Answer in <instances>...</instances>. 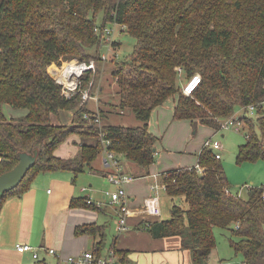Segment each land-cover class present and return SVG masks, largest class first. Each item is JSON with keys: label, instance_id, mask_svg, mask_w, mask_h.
I'll return each mask as SVG.
<instances>
[{"label": "trees", "instance_id": "16d2710c", "mask_svg": "<svg viewBox=\"0 0 264 264\" xmlns=\"http://www.w3.org/2000/svg\"><path fill=\"white\" fill-rule=\"evenodd\" d=\"M106 21L120 24V32L134 39L126 59H112L111 74L118 106L132 110L138 124L105 122L102 107L88 108L79 92L62 95L61 84L47 70L72 56L102 62ZM177 66L187 77L200 74L191 94L179 90ZM92 73L81 78L82 87ZM169 96L176 97L173 117L189 119L194 127L221 129L222 118L239 107L230 116L247 130L238 159L264 160V0H0V173L18 162L21 151L38 150L19 184L0 192V207L7 196L25 191L40 171L76 174L89 168L103 150L101 131L120 162L123 156L148 173L157 140L148 129L150 115ZM4 104L26 112L7 117ZM60 110L72 111L70 123L52 121ZM96 115L101 125L94 122ZM71 133L80 136L77 155H55ZM220 158L202 145L195 165L165 169L170 217L141 224L155 237L179 236L193 264H209L216 226L233 236L232 247L243 255L239 264H264V188L250 187L246 196L233 192ZM80 199L72 203L92 205ZM104 229L94 222L76 228L97 236L96 256L104 252ZM112 248L124 264V253Z\"/></svg>", "mask_w": 264, "mask_h": 264}, {"label": "crops", "instance_id": "0c3cea01", "mask_svg": "<svg viewBox=\"0 0 264 264\" xmlns=\"http://www.w3.org/2000/svg\"><path fill=\"white\" fill-rule=\"evenodd\" d=\"M89 100L90 106L86 101L88 108L96 110L102 107L99 102ZM167 101L168 104L164 101L153 108L150 115L148 129L157 140L156 158L149 172L144 174L140 167L121 156L123 170L134 176L126 185L131 210L127 231L117 232L116 206L110 202L109 196L106 199V191L114 186L104 180L109 166L102 150L91 161L89 168L76 174L67 169L40 171L32 177L25 191L5 198L0 207V264H67L68 256L94 248L97 236L76 231L79 225L93 222L105 227L104 251L110 247L119 249L125 255L124 264H193L189 250L181 247L179 236L155 237L141 224L142 220L163 219L161 201L166 191L162 172L171 167L195 165L197 153L205 140L201 137L190 143L188 131L193 123L189 119L173 117L176 97ZM124 111L121 108L118 112V115L125 116L124 121L136 117L134 113L125 114ZM4 112L7 117H17L26 111L4 104ZM106 113V116L116 115L110 111ZM70 114L71 118L72 112ZM61 115L52 114V121L63 123ZM138 123L128 124L122 120L119 124ZM203 126H206L203 129L209 136L217 131ZM79 142L80 136L71 133L55 148L54 154L64 158L74 157L80 150ZM153 183L158 185L156 190L150 187ZM154 193L159 196V215L147 214L143 210L144 198ZM80 198L86 201L89 198L91 202H87L92 205L72 203L73 200L82 202ZM17 242L33 245L38 249L39 257L34 258L30 251H17ZM50 247L54 248V253L47 251Z\"/></svg>", "mask_w": 264, "mask_h": 264}, {"label": "rangeland", "instance_id": "374dc122", "mask_svg": "<svg viewBox=\"0 0 264 264\" xmlns=\"http://www.w3.org/2000/svg\"><path fill=\"white\" fill-rule=\"evenodd\" d=\"M101 15L102 13L98 14L97 16V22H101ZM108 27L113 28V41L111 42V48L108 47L107 44H103L101 47V52L106 55V59L102 62L98 63L96 65V69L92 73V90L99 88V105L103 107L104 110L110 111L111 113H114L116 115H110L105 116V122L109 121L111 123H121L122 120L124 123L133 124L139 122V120L136 117H130V120H125V116L118 115L121 108L118 106V96H117V82L115 78L111 74V68L114 64V61L112 59L117 60H124L126 59L127 55L131 52L132 46L134 44V39L129 35V33L124 30L120 32L121 25L112 23L111 21H106ZM118 39V44L114 41ZM117 44V45H116ZM113 48V50H112ZM77 56H72L66 60H63L62 63L56 64L51 63L47 70L50 73L52 77H56V73L53 70H50V67L61 69L66 62H68L72 58H76ZM54 65V66H52ZM179 71V77H178V84H179V90L183 92V86L186 84V82L189 80V78L192 76H185L181 71L180 67H176ZM193 74H199L198 72H195ZM200 75V74H199ZM172 96H169L167 98L172 100ZM165 100V102L168 104L169 102ZM91 101L88 100L87 106H90ZM155 108V107H154ZM125 114L132 113V110L129 108H124ZM239 107L235 109V113L239 112ZM263 110H264V104H263ZM61 111V112H60ZM59 115H61L62 122L65 124H68L71 122V110H60ZM68 117H66V115ZM124 114V115H125ZM234 114L229 115L234 116ZM257 114L255 112L252 114V116L256 117ZM109 118V120H108ZM132 119V120H131ZM225 119V118H224ZM221 120V119H220ZM223 120V118H222ZM198 127H194L193 124L189 128L188 131V140L190 143L194 142L197 138L206 139L208 137L212 139H217L220 141L222 147L218 148L217 151L221 154V162L224 167V170L228 176V180L231 184V189L233 192H237L239 195L246 196L248 193V189L253 186H262L264 188V160L259 158L256 160H240L238 159V151L239 147L242 143L246 140V127L240 126L238 129H236L234 126L228 128V129H218L215 131L211 136L207 134L202 124H198ZM106 182L108 181L107 178L104 179ZM109 182V181H108ZM107 182V183H108ZM109 184V183H108ZM112 186V185H111ZM114 187H110L108 190H112ZM107 195V194H106ZM108 200V195L107 198ZM162 206V213L161 217L168 218L170 217V206L171 201L167 197L166 193L162 197L161 201ZM108 232V229H107ZM215 238H216V246L212 250L209 256V264H239L243 261V255L240 252H236L234 248L232 247L230 243V238H233L231 233L223 229L221 227L216 226L214 228Z\"/></svg>", "mask_w": 264, "mask_h": 264}, {"label": "built area", "instance_id": "2783aa9c", "mask_svg": "<svg viewBox=\"0 0 264 264\" xmlns=\"http://www.w3.org/2000/svg\"><path fill=\"white\" fill-rule=\"evenodd\" d=\"M117 24V23H116ZM105 38L107 40V45L111 48V42L113 41V28L106 26L104 28ZM113 50V48H112ZM103 60L106 59L105 54H101ZM96 62L93 58L85 61L80 60L78 57L70 59L66 64L59 69H55L56 77L55 79L61 84V94L65 97H71L77 92L80 93L81 99L80 102H86L89 99L99 102L100 94L99 88L91 89L92 82H89V85L82 87L81 81L85 73L94 71L96 69ZM200 81L199 74H193L186 84L183 86L184 94H191L195 86ZM250 113L253 112L254 106L249 105L248 107ZM98 110V109H96ZM83 116H88L87 112H84ZM94 122L98 125L102 124L101 118L99 115H96ZM242 125L240 120H235L233 117H227L221 121L220 128L228 129L234 126L238 129ZM103 142V151L106 155V163L109 166V171L105 174L107 180L114 186V189L107 190L106 194L110 197V202L115 204L116 214H117V224L116 229L118 233H123L129 229L128 218L130 215V195L126 190V185L134 176L123 170L122 164L119 158L115 155L112 150L107 148L109 144V139L103 137V132H100ZM204 146L212 148L215 152V156L219 158L221 154L217 151L221 147V143L217 139H212L210 137L206 138L203 142ZM198 169L201 168L198 166ZM157 183L151 184V189H157ZM88 202L91 200L88 198ZM143 210L147 214L159 215L161 212L159 196L157 193L148 195L144 198L143 201ZM15 248L19 252L30 251L34 258H38V249L35 248L30 243L26 242H17ZM47 251L54 253V248H47ZM67 264H122L119 260L117 254L115 253L114 248L110 247L103 252V254L96 256L93 249L85 250L77 255H70L66 259Z\"/></svg>", "mask_w": 264, "mask_h": 264}, {"label": "water", "instance_id": "95a60500", "mask_svg": "<svg viewBox=\"0 0 264 264\" xmlns=\"http://www.w3.org/2000/svg\"><path fill=\"white\" fill-rule=\"evenodd\" d=\"M37 153V148L21 151L18 162L11 169L0 173V192L9 191L19 184L34 165Z\"/></svg>", "mask_w": 264, "mask_h": 264}]
</instances>
